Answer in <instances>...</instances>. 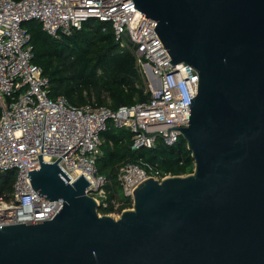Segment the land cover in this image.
<instances>
[{"label": "water", "instance_id": "1", "mask_svg": "<svg viewBox=\"0 0 264 264\" xmlns=\"http://www.w3.org/2000/svg\"><path fill=\"white\" fill-rule=\"evenodd\" d=\"M132 2L129 27L145 15L139 34L155 21L171 65L197 74L187 126L168 129L179 130L193 172L144 180L114 218L41 148L26 177L61 207L0 226V264H264V0Z\"/></svg>", "mask_w": 264, "mask_h": 264}, {"label": "built area", "instance_id": "2", "mask_svg": "<svg viewBox=\"0 0 264 264\" xmlns=\"http://www.w3.org/2000/svg\"><path fill=\"white\" fill-rule=\"evenodd\" d=\"M135 11L132 0H0V171L16 172L12 199L0 198V226L46 221L60 209L61 202L39 197L26 177L39 169L41 148L44 163L62 157L57 163L70 178L67 183L82 175L90 183L87 194L99 208H107V179L96 166L100 134L107 123L131 133L133 150L151 149L158 138L170 146L180 134L179 130L168 134V129L187 126L188 100L197 93V74L190 66L171 65L154 31L155 21L147 18L139 34L145 15L134 30L129 27ZM31 21L54 40L80 31L86 22L109 25L120 48L134 54L149 100L112 111L92 105L79 108L63 97L52 98L24 28ZM167 176L155 167L146 170L128 164L120 169L118 179L124 196L132 201L141 182ZM117 207L114 204L108 215L117 218Z\"/></svg>", "mask_w": 264, "mask_h": 264}, {"label": "trees", "instance_id": "3", "mask_svg": "<svg viewBox=\"0 0 264 264\" xmlns=\"http://www.w3.org/2000/svg\"><path fill=\"white\" fill-rule=\"evenodd\" d=\"M15 2L20 0H13ZM96 23V24H95ZM34 52V63L50 84L52 98L63 97L76 107L92 105L116 111L146 103L150 93L145 92V82L130 51L124 56L109 25L94 21L84 23L82 29L59 40L52 39L39 23L24 24ZM101 155L96 166L107 179V208H99L108 215L117 204V213L132 208L130 198L124 196L119 182L120 169L128 164L147 170L155 167L162 176L191 174L194 163L185 141L178 140L168 146L161 138L151 149H132V135L117 129L110 121L100 134ZM16 172L0 171V198L10 202Z\"/></svg>", "mask_w": 264, "mask_h": 264}, {"label": "rangeland", "instance_id": "4", "mask_svg": "<svg viewBox=\"0 0 264 264\" xmlns=\"http://www.w3.org/2000/svg\"><path fill=\"white\" fill-rule=\"evenodd\" d=\"M121 53L125 56L128 53V50H126V49L125 50H121Z\"/></svg>", "mask_w": 264, "mask_h": 264}]
</instances>
